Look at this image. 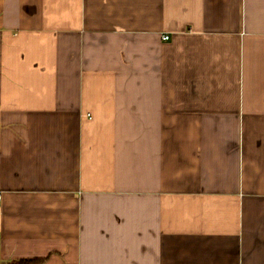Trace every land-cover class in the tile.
<instances>
[{
  "label": "crops",
  "instance_id": "0c3cea01",
  "mask_svg": "<svg viewBox=\"0 0 264 264\" xmlns=\"http://www.w3.org/2000/svg\"><path fill=\"white\" fill-rule=\"evenodd\" d=\"M33 259L264 264V0H0V264Z\"/></svg>",
  "mask_w": 264,
  "mask_h": 264
},
{
  "label": "trees",
  "instance_id": "16d2710c",
  "mask_svg": "<svg viewBox=\"0 0 264 264\" xmlns=\"http://www.w3.org/2000/svg\"><path fill=\"white\" fill-rule=\"evenodd\" d=\"M41 263H42L41 259H33V260H17L9 264H41Z\"/></svg>",
  "mask_w": 264,
  "mask_h": 264
},
{
  "label": "built area",
  "instance_id": "2783aa9c",
  "mask_svg": "<svg viewBox=\"0 0 264 264\" xmlns=\"http://www.w3.org/2000/svg\"><path fill=\"white\" fill-rule=\"evenodd\" d=\"M163 39H164V40H169V39H170V36H169V35H164V36H163Z\"/></svg>",
  "mask_w": 264,
  "mask_h": 264
}]
</instances>
